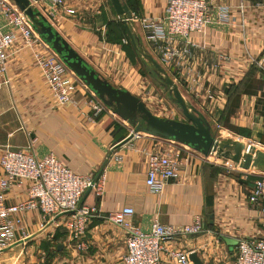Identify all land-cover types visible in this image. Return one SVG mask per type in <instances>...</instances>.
<instances>
[{
	"label": "crops",
	"instance_id": "0c3cea01",
	"mask_svg": "<svg viewBox=\"0 0 264 264\" xmlns=\"http://www.w3.org/2000/svg\"><path fill=\"white\" fill-rule=\"evenodd\" d=\"M136 1L139 16L132 14L130 22L136 26L137 38L144 48L155 54L138 20L162 18L166 0ZM66 2L74 15L62 18L53 27L87 64L96 68L101 50L117 45L107 42L106 36L107 23L118 18L107 0ZM221 7L229 10L227 23L217 21V9ZM211 8L210 23L201 34H192L189 38L192 47L186 66L171 68L181 84L180 94L187 104L206 117L217 141L222 140V129L234 136L222 145L234 146L240 143L239 139L260 141L264 139V116L261 115L264 69L255 62L264 56V0H212ZM3 25L0 18V26ZM139 40H136L138 44ZM7 55L6 73L0 76V156L6 148L21 149L34 140L37 158L53 154L73 173L91 175L101 181L102 195L97 197L91 190L84 194L83 205L98 207L101 216L130 207L134 211L131 224L141 232L149 231L155 221L181 226L200 216L205 232L177 237L165 245L196 253L200 264H232L235 246L231 249L221 236L235 242L264 239L259 207L248 201L253 183L264 172V159L250 160L247 164L223 158L212 160L211 155L204 157L175 142L145 134L122 144L130 136L131 127L105 106L95 114L91 109V92L82 82L76 83L73 101L60 106L49 92L31 51L21 40L10 46ZM246 89L249 92H244ZM230 127L247 129L250 137L240 136ZM156 147L180 153L179 180L166 183L160 194H151L144 179L147 154ZM252 177L255 179L249 180ZM29 186L30 183L24 182L10 191L6 203L13 205L24 200ZM209 215H213L211 225ZM101 216L91 220L83 240L75 241L63 229L55 227L58 221H44L38 211L27 213L26 235L18 236L10 250L0 253V257L6 262L8 255L33 240L39 256L42 251L45 253L39 248L44 242L55 243L60 253L52 264H120L125 251L124 231L109 225ZM30 251L29 246L27 254ZM20 254L16 258L12 256V261L6 264L17 261L21 264L24 259H19ZM162 261L174 264L166 255ZM27 263H38L37 257L30 256Z\"/></svg>",
	"mask_w": 264,
	"mask_h": 264
},
{
	"label": "built area",
	"instance_id": "2783aa9c",
	"mask_svg": "<svg viewBox=\"0 0 264 264\" xmlns=\"http://www.w3.org/2000/svg\"><path fill=\"white\" fill-rule=\"evenodd\" d=\"M34 1L52 26L75 13L67 7L66 0ZM211 2L212 0H166L162 18L142 17L138 20L145 39L153 46L161 66H186L192 47L189 38L192 34H201L210 23ZM216 16L218 22L227 23L229 10L218 8ZM0 18L4 22L0 26V76L6 73L8 49L19 39L31 51L32 59L58 105L71 103L79 80L38 37L29 20L10 0H0ZM122 43L126 42L122 40ZM255 64L264 69V56ZM90 97L92 111L95 114L102 112L104 105L92 93ZM141 134H134L133 138H138ZM33 144L34 140L21 149L6 148L0 156V253L11 248L17 238L26 235L24 218L27 213L38 211L42 220L58 221L55 227L63 229L75 241L83 240L88 224L101 216L98 207L81 203L88 188L97 197L102 195L101 181L91 175L73 173L53 154L37 158ZM179 158L178 151L164 147H156L147 154L144 184L148 192L160 194L166 183L179 180ZM24 182L30 183L25 199L8 205L6 195L21 187ZM248 201L257 204L264 222V172L253 183ZM133 214L132 208L125 207L101 216L109 225L124 231L125 251L120 264H164L163 255L174 264H191L188 259L190 253L165 245L177 237L197 236L205 232L200 216H195L190 224L181 226L162 225L155 221L149 231L141 232L131 224ZM232 264H264V239L238 240Z\"/></svg>",
	"mask_w": 264,
	"mask_h": 264
},
{
	"label": "water",
	"instance_id": "95a60500",
	"mask_svg": "<svg viewBox=\"0 0 264 264\" xmlns=\"http://www.w3.org/2000/svg\"><path fill=\"white\" fill-rule=\"evenodd\" d=\"M15 7L29 20L38 37L59 57L72 74L113 114L126 122L132 129L130 136L122 143L142 133L165 141L183 145L204 157L213 155L216 158L231 160L234 163L247 164L248 161L264 159V152L256 148L236 143L234 146L222 145L212 135L211 125L206 117L187 104L178 87L168 77L166 71L138 45L131 34L129 21L132 20L127 5L122 0H109L117 18L123 23L132 46L155 69L162 85L168 89L171 99L179 106L184 122L162 119L151 114L144 104L124 89L112 86L100 76L87 62L66 42L47 19L34 7L30 0H10ZM244 158L246 161H241ZM91 188L85 192L87 195ZM209 224L213 223V215L208 216ZM231 249L237 242L220 237ZM61 246H58V250ZM191 264H200L196 253L188 256Z\"/></svg>",
	"mask_w": 264,
	"mask_h": 264
},
{
	"label": "rangeland",
	"instance_id": "374dc122",
	"mask_svg": "<svg viewBox=\"0 0 264 264\" xmlns=\"http://www.w3.org/2000/svg\"><path fill=\"white\" fill-rule=\"evenodd\" d=\"M104 1V0H103ZM109 2V0H107ZM32 7H36L40 13L39 5L38 3H35L34 0H30ZM42 14V13H41ZM119 20V19H118ZM131 24V25H130ZM140 27V26H139ZM129 28L131 31V34L134 36L136 40H139L137 37V29L136 26L129 21ZM134 29V30H133ZM141 29V28H140ZM127 44H129L134 49V62H131L125 55V53L121 50V46H110L107 49L101 50L100 53V59L95 63V66L92 64H89L94 68V70L99 74L97 70H100L102 74L112 86L120 89H125L129 91L130 94L137 97L147 108V110L153 114L154 116H157L162 119H170V120H176L184 122V117L182 116L180 112L179 106L174 102L173 99H171L168 89L162 85V81L159 79L155 69L153 66L147 62L140 53L132 46L131 41L128 37L123 39ZM140 46H142L144 52L148 55H150L160 66L161 64L158 62V58L156 54L150 53L148 50L144 48L141 41H138ZM167 73L168 77L173 81V83L179 88H181L180 82L175 78L176 76L173 74V71L171 68H165L161 66ZM100 75V74H99ZM216 129V128H215ZM212 131V128H211ZM217 131V130H216ZM226 132L222 129V140L216 141L218 142L219 146H222V144L225 142L226 139L232 138L234 136L225 134ZM214 138L216 137V133L213 132ZM240 144L245 146H250L253 148H256L258 150H261L264 152V139L262 138L260 141L251 140V141H245L239 139ZM212 160H216V157L211 155ZM35 244L33 240L28 241L24 247L20 246L18 250H15L12 252V254L7 256V261H2L3 258L0 257V264H6L7 262L12 261V256L16 258L17 254H20V260L24 259L21 264H26L27 261L30 259V256H33L34 258L37 257L38 263L33 264H44L45 261L49 258V260L52 261L54 258H56L57 250L55 248V243H43L39 247L42 250L49 251L47 253L45 250V253L43 251L41 252L40 256L37 254L36 246L32 245ZM48 244V245H47ZM30 246L31 251L29 254H27L28 247ZM236 246V245H235ZM49 248L54 247L52 250H49ZM9 249L3 252H7ZM23 250V251H22ZM1 252V253H3ZM43 253V254H42ZM235 257V249H234V256ZM13 258V259H14ZM40 260V261H39ZM234 260V259H233ZM18 264V261L16 262ZM28 264V263H27ZM32 264V263H30Z\"/></svg>",
	"mask_w": 264,
	"mask_h": 264
},
{
	"label": "trees",
	"instance_id": "16d2710c",
	"mask_svg": "<svg viewBox=\"0 0 264 264\" xmlns=\"http://www.w3.org/2000/svg\"><path fill=\"white\" fill-rule=\"evenodd\" d=\"M122 1L125 2V4L127 5L131 14H133L136 17L139 16V5H138L136 0H122ZM107 30H108L107 36H106L107 42H109L111 44L120 45L121 50L125 53L126 57L131 62H134V53H135L134 49L129 44L126 45V44L122 43V40L124 38L128 37L123 23L120 20L115 21V22H108L107 23ZM250 89H251V87H250ZM225 91H226V93H228V90H225ZM244 92H249V89L244 90ZM263 106H264V104H263ZM261 115L264 116V112ZM230 129L233 130L235 133H237L240 136H243L246 138L250 137V131L247 129L234 128V127H230ZM254 179H255L254 177L249 178V180H254ZM238 181L240 184H244V182L241 181L239 178H238ZM208 203H211V201ZM210 228H212V227L210 226ZM53 239L56 240V236H54ZM43 248H45V247H43ZM46 252L49 253V251H46ZM58 253H60V252H58ZM44 264H51V261L49 260V258L45 261Z\"/></svg>",
	"mask_w": 264,
	"mask_h": 264
}]
</instances>
